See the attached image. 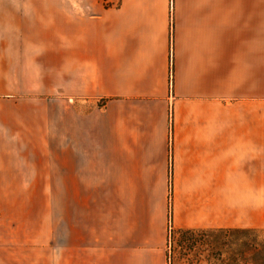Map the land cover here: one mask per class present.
I'll return each instance as SVG.
<instances>
[{"label": "crops", "instance_id": "crops-1", "mask_svg": "<svg viewBox=\"0 0 264 264\" xmlns=\"http://www.w3.org/2000/svg\"><path fill=\"white\" fill-rule=\"evenodd\" d=\"M49 95L52 238L0 228V264H167L170 228L264 234V0H0V187Z\"/></svg>", "mask_w": 264, "mask_h": 264}, {"label": "rangeland", "instance_id": "rangeland-1", "mask_svg": "<svg viewBox=\"0 0 264 264\" xmlns=\"http://www.w3.org/2000/svg\"><path fill=\"white\" fill-rule=\"evenodd\" d=\"M117 1L101 0L105 6ZM54 98V95L41 96V105L36 111L41 123L35 132L30 133V139L23 141L22 146L29 147L30 152L15 167L21 170L17 173L20 180L6 182L13 183L12 186L0 187V228L51 231L52 238L56 206L55 170L60 168L61 159L68 158L60 154L63 151L60 148L66 145L60 146L54 133L57 111ZM68 99V95H62L63 101L68 102ZM66 110L68 108H62L63 116L67 114ZM62 190L68 193L69 189ZM167 264H264V234L248 229L225 228L213 232L170 228Z\"/></svg>", "mask_w": 264, "mask_h": 264}]
</instances>
